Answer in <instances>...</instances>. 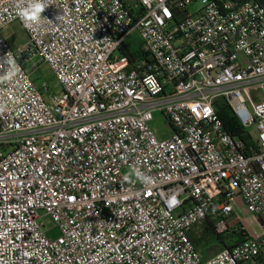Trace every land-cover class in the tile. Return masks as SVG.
Here are the masks:
<instances>
[{"label":"built area","instance_id":"2783aa9c","mask_svg":"<svg viewBox=\"0 0 264 264\" xmlns=\"http://www.w3.org/2000/svg\"><path fill=\"white\" fill-rule=\"evenodd\" d=\"M195 1L49 0L26 28L17 0H0V60L20 66L0 83V264H264V6L198 0L191 13ZM14 22L27 34L15 48ZM40 64L60 91L34 81ZM133 166L153 182L126 181ZM236 197L259 232L205 258L190 235L211 221L223 236Z\"/></svg>","mask_w":264,"mask_h":264},{"label":"rangeland","instance_id":"374dc122","mask_svg":"<svg viewBox=\"0 0 264 264\" xmlns=\"http://www.w3.org/2000/svg\"><path fill=\"white\" fill-rule=\"evenodd\" d=\"M124 1L128 4L134 3V0H124ZM202 6L203 5L201 1L197 0L191 6L188 7V10L191 13H196L198 10L202 8ZM4 34L6 38L8 39V41L10 42V45L14 48L21 46L27 41V34L25 33L24 29L21 27V25L18 22H14L10 24L9 26H7ZM128 43L135 47L141 44V40L137 32H133L130 35L128 39ZM26 67L30 68L31 65L27 64ZM33 77L34 79L37 77L39 78V80L36 82L37 85L44 82V83H47L48 86H50L55 91H60L61 89L58 81L53 76L47 64H40L39 67L35 69ZM153 116H154V121L151 123V125L155 129L159 137H162L166 133L171 131V127L165 122V117L162 113L155 112ZM233 206L236 210L237 217L241 221H243L247 225V227L257 229L258 226H257V222L254 220V216L250 212L247 211V208L245 207L243 201L239 197H236ZM49 235L56 236L57 230L52 229L51 231H49ZM197 249L200 253L204 251L205 253H207V255L212 256V255H215L219 251L220 247L218 243L213 240V242H210L209 244H205V245L204 243L198 244Z\"/></svg>","mask_w":264,"mask_h":264},{"label":"trees","instance_id":"16d2710c","mask_svg":"<svg viewBox=\"0 0 264 264\" xmlns=\"http://www.w3.org/2000/svg\"><path fill=\"white\" fill-rule=\"evenodd\" d=\"M238 3H242L245 1H250V0H234ZM258 1L262 6H264V0H255ZM127 49V53L129 56L134 59L138 58L141 55L140 48L139 46H131L129 45ZM39 78H35L34 81L37 82ZM216 110L218 112V116L220 120L222 121L225 130L230 133L232 136H235L242 141L251 144V137L245 131L234 119L232 116L229 107L222 103V102H217L215 104ZM212 222L207 221L206 224H204L202 230L198 233V235H195L192 233L190 235V238L192 242L195 244L197 247L198 244H209L210 242H215L218 243L219 247L221 248L222 246L228 247L232 246L234 244H239L242 241L245 240V238L248 236H252L250 232H248L247 228L244 226V224L236 217L233 219V221H230L228 230L226 233L221 236L216 233H214L212 229Z\"/></svg>","mask_w":264,"mask_h":264},{"label":"clouds","instance_id":"9594fccd","mask_svg":"<svg viewBox=\"0 0 264 264\" xmlns=\"http://www.w3.org/2000/svg\"><path fill=\"white\" fill-rule=\"evenodd\" d=\"M49 0H17L15 8L16 15L24 23L26 28H33L41 23L44 11L50 6ZM56 18H59L57 16ZM46 19V18H44ZM20 72V66L16 59L11 55V52L5 54L4 58L0 60V83L12 82ZM5 102L0 101V115L7 111ZM135 176L143 184H151L152 177L143 173L139 168L133 166L131 171L125 175L124 179L130 180ZM175 198L172 199L171 204H176Z\"/></svg>","mask_w":264,"mask_h":264},{"label":"crops","instance_id":"0c3cea01","mask_svg":"<svg viewBox=\"0 0 264 264\" xmlns=\"http://www.w3.org/2000/svg\"><path fill=\"white\" fill-rule=\"evenodd\" d=\"M234 218H236V216L234 215L231 219H230V221H233V219ZM239 219V218H238ZM240 220V219H239ZM254 220L257 222V220L255 219V217H254ZM241 221V220H240ZM243 224H244V226L247 228V230H248V232H250V233H252V232H256V233H258L259 232V223L257 222V229H255V228H249V227H247V225L243 222V221H241ZM201 254H202V256H204L205 258H209V257H211V256H209V255H207V253H205L204 251H202L201 252ZM213 256V255H212Z\"/></svg>","mask_w":264,"mask_h":264}]
</instances>
